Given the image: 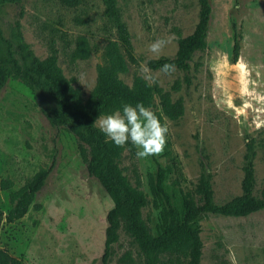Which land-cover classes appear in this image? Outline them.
<instances>
[{
	"label": "rangeland",
	"instance_id": "rangeland-1",
	"mask_svg": "<svg viewBox=\"0 0 264 264\" xmlns=\"http://www.w3.org/2000/svg\"><path fill=\"white\" fill-rule=\"evenodd\" d=\"M212 16L207 48L193 56L189 87L171 91L181 74L149 69L150 60L173 57L177 29L190 35L198 21L197 0H116L132 45L133 62L120 50L118 79L131 87L136 79L158 85L183 100L184 113L169 126L168 143L158 156L138 159L136 148L123 147L118 166L129 184L147 195L142 219L157 234L163 208L180 211L181 197L194 190L200 162L211 175L213 201L223 204L241 194L245 145L254 142V194L264 191V0H210ZM18 21L25 44L40 60L55 52L57 65L86 100L100 68L109 66L115 31L102 0H0V30L6 37ZM240 35L233 62L232 24ZM77 38L90 55L71 60ZM170 38L160 54L149 50ZM141 65L155 82L145 79ZM196 67V69H195ZM155 104L158 103L155 99ZM48 97L18 80L0 93V211L9 208V189L23 187L42 168L50 169L27 214L13 224L0 223V248L24 264H102L106 217L113 203L87 174L77 141L66 127H51L42 113ZM110 114V113H109ZM107 115V114H106ZM103 116V115H102ZM101 117V116H100ZM95 126L99 129L98 118ZM162 174L160 199L155 195ZM202 241L201 264H264V210L242 218L206 215L193 223ZM108 264H143L144 255L123 229ZM128 255L129 259L124 256Z\"/></svg>",
	"mask_w": 264,
	"mask_h": 264
},
{
	"label": "trees",
	"instance_id": "trees-1",
	"mask_svg": "<svg viewBox=\"0 0 264 264\" xmlns=\"http://www.w3.org/2000/svg\"><path fill=\"white\" fill-rule=\"evenodd\" d=\"M20 4L23 0H6ZM198 21L193 32L182 37L177 35V50L173 57L150 60L147 65L153 71H160L164 63H175L181 79L176 80L171 91H180L192 84L193 56L207 48V35L212 16L210 0H197ZM104 14L115 31L112 43V57L109 66L100 68L96 84L89 97L84 100L71 82L65 78L57 65L55 52L44 60L38 59L25 44L18 21L10 24L5 37L0 30V93L10 80H18L34 91H40L48 97L49 106L42 113L51 127H66L78 146L79 155L86 167L87 174L97 180L113 203L107 214L104 252L102 264H108L114 244L117 243L120 229L133 239L144 255L143 264H201L202 241L199 231L193 223L206 215L242 218L264 210V191L260 196L254 194L255 176L253 158L255 146L252 140L245 145L243 156V179L241 194L223 204L213 201L211 175L207 164L200 162V173L194 190L185 192L181 197L180 211L163 208L157 234L153 235L142 219V209L148 198L143 192L133 188L122 174L118 159L123 147L115 146L95 126L102 115L109 114L123 104L135 105L143 102L164 119L176 121L184 113L181 98L173 101L171 93L158 85H148L142 79H136L131 87L122 83L117 73L122 70V51L131 62L132 45L126 25L122 22L116 6V0H102ZM233 62L236 63L240 50V35L236 24H232ZM90 55L89 46L84 38H77L71 52V60L86 59ZM196 69V67H195ZM155 99L158 103L155 104ZM50 169L42 168L21 188L10 190L11 183L5 181L3 188L9 189V208L5 215L0 211V223L13 224L22 219L34 204L39 191L43 188ZM162 174L157 175L155 195L160 199ZM129 259L128 255L124 256ZM0 264H24L23 261L5 248H0Z\"/></svg>",
	"mask_w": 264,
	"mask_h": 264
},
{
	"label": "clouds",
	"instance_id": "clouds-1",
	"mask_svg": "<svg viewBox=\"0 0 264 264\" xmlns=\"http://www.w3.org/2000/svg\"><path fill=\"white\" fill-rule=\"evenodd\" d=\"M170 38H160L149 45V50L160 54L168 45ZM149 69L141 65V72L145 79L155 82V78L148 75ZM176 71L175 63H164L160 72L171 74ZM99 131L107 141L117 147L132 145L136 148L138 159L158 156L165 151L168 143L169 126L162 122L156 112L146 107L143 102L135 105L125 103L121 108L110 114L98 118Z\"/></svg>",
	"mask_w": 264,
	"mask_h": 264
}]
</instances>
